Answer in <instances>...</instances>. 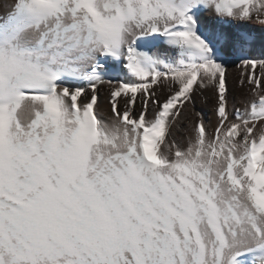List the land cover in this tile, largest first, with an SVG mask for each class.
I'll list each match as a JSON object with an SVG mask.
<instances>
[{
	"label": "snow or ice",
	"instance_id": "6c2138e0",
	"mask_svg": "<svg viewBox=\"0 0 264 264\" xmlns=\"http://www.w3.org/2000/svg\"><path fill=\"white\" fill-rule=\"evenodd\" d=\"M4 7L0 264H264V0Z\"/></svg>",
	"mask_w": 264,
	"mask_h": 264
},
{
	"label": "bare ground",
	"instance_id": "6f19581e",
	"mask_svg": "<svg viewBox=\"0 0 264 264\" xmlns=\"http://www.w3.org/2000/svg\"><path fill=\"white\" fill-rule=\"evenodd\" d=\"M14 3V0H0V14H3L6 11L4 5ZM199 107H204L203 104L198 105ZM105 110H107V106H105ZM207 111V109H206Z\"/></svg>",
	"mask_w": 264,
	"mask_h": 264
}]
</instances>
